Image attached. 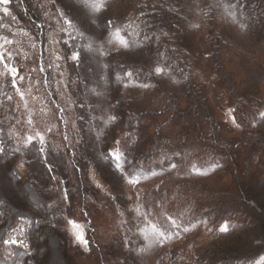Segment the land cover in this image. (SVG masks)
<instances>
[{
  "label": "rangeland",
  "instance_id": "374dc122",
  "mask_svg": "<svg viewBox=\"0 0 264 264\" xmlns=\"http://www.w3.org/2000/svg\"><path fill=\"white\" fill-rule=\"evenodd\" d=\"M93 3L0 4V264H264V0Z\"/></svg>",
  "mask_w": 264,
  "mask_h": 264
},
{
  "label": "snow or ice",
  "instance_id": "6c2138e0",
  "mask_svg": "<svg viewBox=\"0 0 264 264\" xmlns=\"http://www.w3.org/2000/svg\"><path fill=\"white\" fill-rule=\"evenodd\" d=\"M9 3H10V0H0V4L7 5ZM81 3L84 4L86 7H93V8H95V4L93 3V0H81ZM3 12L5 14H8L9 13V9L7 7L3 8ZM61 16H63V13H61ZM65 22L68 25H72V21L71 20H66ZM109 23H111V22H109ZM114 35H115L116 39L119 41V43L121 45H123L124 47H127L128 46L127 40L124 39L120 35V29L119 28H117L115 30ZM72 59L73 60H78L79 59V53H73ZM3 61H4V55H3V53H0V62H3ZM162 71H163V69H161V68H157L156 69V72L157 73H161ZM10 73H11V75L13 77H15L16 75H18V69L12 68V69H10ZM126 75L129 76V77H131L132 76V73L131 72H128V73H126ZM13 83H15L14 80H13ZM261 116H264V113H261ZM233 120H235V117H233ZM33 140H34L33 137H29L28 138V142L29 143H31ZM40 142L43 143V136L40 137ZM2 151H3V148H0V152H2ZM40 151L43 152L44 149L41 147L40 148ZM111 156L117 161L116 167L119 169L120 168L119 161L121 160V154L116 153V152H113V153H111ZM172 167H175V164H173ZM169 219H171V218H169ZM172 222H173V224H175V221H172ZM71 223H73L74 227L79 228V225H77L76 222L73 221ZM227 230H228L227 225H225L224 227L221 228V231H227ZM164 235H165L164 232H160L159 233V236L160 237H164ZM77 240L79 242H81L82 244H85V245H87V243H88V241L85 239L82 231H79L77 233ZM12 242L13 243H16V241H12Z\"/></svg>",
  "mask_w": 264,
  "mask_h": 264
}]
</instances>
